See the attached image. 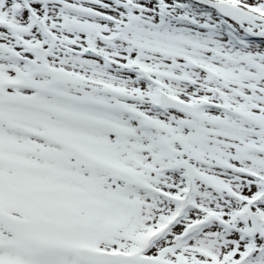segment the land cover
<instances>
[{
	"label": "snow or ice",
	"instance_id": "6c2138e0",
	"mask_svg": "<svg viewBox=\"0 0 264 264\" xmlns=\"http://www.w3.org/2000/svg\"><path fill=\"white\" fill-rule=\"evenodd\" d=\"M0 264H264V0H0Z\"/></svg>",
	"mask_w": 264,
	"mask_h": 264
}]
</instances>
